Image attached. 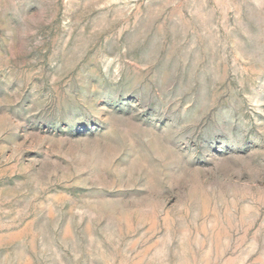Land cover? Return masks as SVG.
Wrapping results in <instances>:
<instances>
[{
	"label": "rangeland",
	"instance_id": "rangeland-1",
	"mask_svg": "<svg viewBox=\"0 0 264 264\" xmlns=\"http://www.w3.org/2000/svg\"><path fill=\"white\" fill-rule=\"evenodd\" d=\"M0 264H264V0H0Z\"/></svg>",
	"mask_w": 264,
	"mask_h": 264
}]
</instances>
